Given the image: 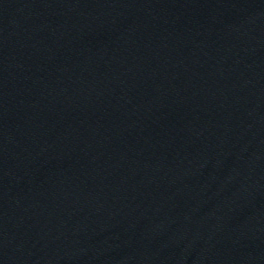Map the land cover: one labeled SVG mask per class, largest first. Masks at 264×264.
Listing matches in <instances>:
<instances>
[{
	"label": "water",
	"instance_id": "1",
	"mask_svg": "<svg viewBox=\"0 0 264 264\" xmlns=\"http://www.w3.org/2000/svg\"><path fill=\"white\" fill-rule=\"evenodd\" d=\"M0 264H264V0H0Z\"/></svg>",
	"mask_w": 264,
	"mask_h": 264
}]
</instances>
